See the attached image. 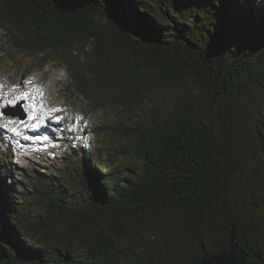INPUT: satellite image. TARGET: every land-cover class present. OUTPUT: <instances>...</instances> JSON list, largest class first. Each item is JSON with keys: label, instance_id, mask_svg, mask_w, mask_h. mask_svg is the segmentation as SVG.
I'll list each match as a JSON object with an SVG mask.
<instances>
[{"label": "trees", "instance_id": "1", "mask_svg": "<svg viewBox=\"0 0 264 264\" xmlns=\"http://www.w3.org/2000/svg\"><path fill=\"white\" fill-rule=\"evenodd\" d=\"M247 1L0 0V30L18 53L65 62L87 113L121 109L125 80L154 72L172 86L189 77L235 122L238 100L264 88V3ZM150 112L143 128L119 123L131 166L103 169L82 145L78 178H37L21 202L0 181V264H195L220 253L231 230L246 264H264V206L254 190L238 200L229 188L223 151L235 136L222 141L224 128L215 136L186 107ZM0 171H8L2 160ZM24 202L63 224L55 244L22 241L21 221L41 217Z\"/></svg>", "mask_w": 264, "mask_h": 264}, {"label": "rangeland", "instance_id": "2", "mask_svg": "<svg viewBox=\"0 0 264 264\" xmlns=\"http://www.w3.org/2000/svg\"><path fill=\"white\" fill-rule=\"evenodd\" d=\"M256 1L258 0L247 2L249 4ZM261 2L264 3V0ZM90 46L91 44L88 43L87 47ZM7 66H11L9 70H12V74L6 84L13 92L21 85L22 67L29 68L26 72L30 77L31 74L41 76V68H48L50 71H55L61 79L58 84V89L61 91L58 94L53 92L52 104L44 102L37 104L35 110L41 109L44 112L45 124L36 130L32 128V119L28 118L30 113L23 106V101L15 107L2 108L3 112L7 111L13 115L0 117V125L6 124V118H13L14 124L9 127H18L21 133L20 136H16L0 128V161L5 162L8 167V171H0V181L10 186L11 190L7 189V193L12 199L21 202L24 198L31 197L32 193L36 192L37 178L52 180L50 175L59 176L64 171H70L78 178L82 145H87L90 153L99 158L103 169H108L113 164L133 165L134 160L129 156L125 157L123 153L129 143L128 129L125 130L126 135L120 134L119 123H126L129 130H137L143 128L150 119V109L158 106L163 109L165 106H174L186 107L187 114L210 128L215 136L218 129L224 128V132L221 133L222 141L229 134L235 136L234 146L227 145L223 151L231 164L229 173L232 179L229 184L231 193L234 199L239 200L254 190V195L264 206V88L262 86H253L238 100L241 115L235 122L230 110H224L213 102L209 95L198 88L189 77H184L181 83L172 86L166 85L164 78L154 72L142 73L125 80L122 85L121 109L113 106L87 113L86 100L74 94L69 86L70 78L65 62L52 55L42 59L36 54L18 53L11 48L0 30L1 80L5 78L6 69L3 68ZM3 83L4 80L1 81V84ZM7 101L9 100L1 101L0 104H7ZM41 104L44 105L43 108L40 107ZM53 108L62 111L53 113L51 112ZM19 114L25 115L23 121L26 127H21L23 123H20ZM56 117L61 118L59 123L54 122ZM78 117L82 120L77 119ZM218 156L219 159L222 157V155ZM28 202H24L23 205L31 209L32 215L41 217L31 222L21 221L19 229L26 234L22 241L45 247L55 244L60 239L59 234L64 229L63 224L50 223L39 209L30 206ZM260 210L258 209L257 216L261 214ZM205 221L206 219L203 218L202 223L209 231L216 233V225L211 226ZM261 246L264 249V237Z\"/></svg>", "mask_w": 264, "mask_h": 264}, {"label": "bare ground", "instance_id": "3", "mask_svg": "<svg viewBox=\"0 0 264 264\" xmlns=\"http://www.w3.org/2000/svg\"><path fill=\"white\" fill-rule=\"evenodd\" d=\"M13 67V65H11ZM11 66H7L3 69H6L5 71V78L0 79V102L4 100H13L17 96H21L23 93L27 92L29 93V96L27 99H22L23 101V106L25 107L26 110L29 111L30 115L33 113V109H31L29 106L32 103H48L52 104L54 98L53 94L60 93L61 89H58V84L61 81V79L58 77L59 75L55 71H50L48 68H41V76L36 75V74H31L27 75L28 73L26 72L29 68L22 67V74H21V85L17 91H11V89L8 87V82L7 79L11 76L12 70H9ZM3 78V77H2ZM4 80V83L1 84V81ZM28 81H31V83H27ZM7 83V84H6ZM39 89V91H37ZM54 92V93H53ZM42 93V95H41ZM47 105V104H46ZM44 106V105H43ZM35 111V117L36 119H32V124L38 123L41 118H43L44 112L40 110H34ZM9 120L13 121V118H6V121L8 122ZM6 122V123H7ZM12 124V125H13ZM17 124V121L15 122ZM25 123L22 124L21 127H26ZM20 127V128H21ZM26 129V128H25Z\"/></svg>", "mask_w": 264, "mask_h": 264}, {"label": "water", "instance_id": "4", "mask_svg": "<svg viewBox=\"0 0 264 264\" xmlns=\"http://www.w3.org/2000/svg\"><path fill=\"white\" fill-rule=\"evenodd\" d=\"M6 115H13L4 111ZM24 119V114H19ZM248 254L236 242L234 230L229 233L228 239L222 245V251L217 254H206L199 258L195 264H246Z\"/></svg>", "mask_w": 264, "mask_h": 264}, {"label": "snow or ice", "instance_id": "5", "mask_svg": "<svg viewBox=\"0 0 264 264\" xmlns=\"http://www.w3.org/2000/svg\"><path fill=\"white\" fill-rule=\"evenodd\" d=\"M27 83H31V81H28ZM37 91H39V89H37ZM41 95H42V93H41ZM28 96H29V93L25 92L21 96H17L14 100L7 101V104H0V117H3V116L6 115V113H4L2 111L3 107H7V106L15 107V106H17L19 104V102L22 99H27ZM29 107L31 109H33V113L28 118L35 120L36 117H35V111L34 110L37 108V104L36 103H32ZM40 107L43 108V105L41 104ZM59 111H62V109H59V108L51 109V112H53V113L59 112ZM26 115H27V113H26ZM60 119H61L60 117H56V120L54 122L55 123H59ZM77 119H81L82 120V118H79V117ZM20 123H24L23 119H21ZM11 124H13V121L9 120L6 124L0 125V128H3L4 130L10 131L11 133H13L16 136H20L21 133H20L18 127H11L10 128L9 125H11ZM44 124H45V119L41 118V120L38 123L32 125V128H33V130H36L39 127H41L42 125H44Z\"/></svg>", "mask_w": 264, "mask_h": 264}]
</instances>
